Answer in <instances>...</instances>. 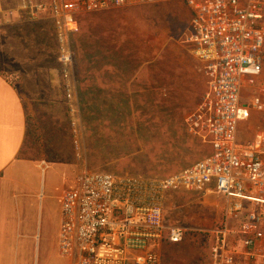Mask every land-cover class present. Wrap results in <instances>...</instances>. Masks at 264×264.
Here are the masks:
<instances>
[{
  "label": "built area",
  "instance_id": "built-area-1",
  "mask_svg": "<svg viewBox=\"0 0 264 264\" xmlns=\"http://www.w3.org/2000/svg\"><path fill=\"white\" fill-rule=\"evenodd\" d=\"M161 0H20L28 18L48 11L58 43L60 76L71 117L76 153L79 133L74 98L73 51L68 35L77 16L109 9L149 5ZM190 11L186 42L201 63L205 90L185 119L186 132L210 148L193 164L162 177L83 170L61 195L58 250L75 264H161L157 248L164 232V201L175 192H215L232 202L213 238L214 264H239L236 246L249 264H264V209L246 214L236 233L227 229L244 200L264 205V150L259 140L238 144V123L250 111L264 113V0H183ZM247 83L253 93L242 103ZM258 139V138H257ZM247 184L249 188L247 187ZM256 193L253 195L248 190ZM172 229V228H171ZM179 231L180 229L173 228ZM236 234L233 249L228 234Z\"/></svg>",
  "mask_w": 264,
  "mask_h": 264
},
{
  "label": "rangeland",
  "instance_id": "rangeland-1",
  "mask_svg": "<svg viewBox=\"0 0 264 264\" xmlns=\"http://www.w3.org/2000/svg\"><path fill=\"white\" fill-rule=\"evenodd\" d=\"M190 17L183 0H161L77 16V27L70 32L68 40L76 80L73 95L77 110L74 116L80 129L79 153L73 145L70 123L73 115L59 87H63L60 65L55 68L59 81L47 94L52 100L34 102L31 108L25 109L32 134L26 136L20 156L73 164L54 162L40 178L37 201L42 209V231L48 228L49 239L41 248L35 240L34 257L38 264L65 263L52 239L55 224L60 221L57 196L77 173L103 170L162 177L209 153V146L191 137L184 124L186 115L195 108L206 87L201 63L186 42ZM25 23L16 34L29 39H47V55L52 60L58 54V43L48 13L42 12ZM48 65L56 66L50 62ZM106 66L151 69L152 88L111 92L78 85V80L88 71L98 72ZM252 91L251 86L243 84L242 103L249 102ZM204 199L194 192L166 196L163 219L166 231L172 227L187 234L169 252L158 249L164 256V264H202L205 237L195 233H210L194 228L205 217H212L204 206L214 201ZM36 236L38 239L39 232ZM210 243L211 239L208 248Z\"/></svg>",
  "mask_w": 264,
  "mask_h": 264
},
{
  "label": "crops",
  "instance_id": "crops-1",
  "mask_svg": "<svg viewBox=\"0 0 264 264\" xmlns=\"http://www.w3.org/2000/svg\"><path fill=\"white\" fill-rule=\"evenodd\" d=\"M31 1L35 3L42 0ZM48 17L52 22L49 13ZM28 19L20 0H0V264H38L34 257L35 240H38V247L41 248L49 239L48 228L42 231V209L37 201L40 178L54 162L73 166L72 163L59 160H37L20 156L28 133L26 106L31 108L34 102L39 104L45 99L52 100L47 94L59 81L55 70L59 67L58 55L53 56L52 60L48 59L45 45L47 39H29L16 34L15 31L20 32L19 29L26 25ZM48 62L56 66H49ZM81 84L93 91L135 92L141 87L152 88V71L141 67L125 69L106 66L98 72L88 71L81 81L78 80V85ZM59 87L62 91V86ZM259 139V148L264 150V113L251 110L249 117L238 123L236 142L244 144ZM79 174L57 196L60 221L55 224L52 239L58 254L61 195L64 190L75 185ZM247 187L249 188L248 184ZM248 191L256 195L254 190ZM189 193L180 191L173 194L186 196ZM194 193L201 194L204 200L214 199L212 203L204 206V209L210 210L212 217H205L194 228L209 232L214 238L228 208L237 200L215 192L213 185L205 191ZM259 196L264 199V192ZM242 202L243 208L236 213L237 218L228 219L227 229L234 233L248 212L264 209L263 204L248 200ZM261 229L264 230V223L261 224ZM36 232H39L38 239ZM236 243V234H228L226 246L233 249ZM160 248L159 245L157 250ZM236 249L237 262L249 264L250 260L243 253V249L237 246ZM60 257L65 259L64 264H75V259ZM202 264H214L211 246Z\"/></svg>",
  "mask_w": 264,
  "mask_h": 264
},
{
  "label": "trees",
  "instance_id": "trees-1",
  "mask_svg": "<svg viewBox=\"0 0 264 264\" xmlns=\"http://www.w3.org/2000/svg\"><path fill=\"white\" fill-rule=\"evenodd\" d=\"M189 13H190V11H189ZM30 134H32V133H29V130H28L27 136H29ZM186 234H187L186 231H177V230H173V229L165 231L164 232V236H163V240L161 242V248L163 249V252L164 251H166V252L168 251L169 252L170 248H176L177 245H179L180 242L183 240V238L185 237ZM195 234L203 236V238L205 237L204 239H205L206 249L201 251L202 252L201 261L204 262L206 253H207L208 249L210 248V246L212 247L214 239H213L212 235L208 234V233L196 232ZM209 239H211V243H210L209 248H208ZM160 256H161V264H164V261H165L164 260V256H162V254Z\"/></svg>",
  "mask_w": 264,
  "mask_h": 264
}]
</instances>
